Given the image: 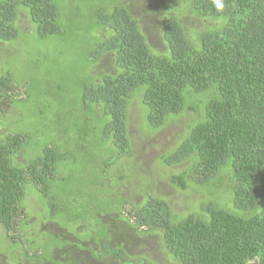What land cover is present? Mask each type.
I'll return each mask as SVG.
<instances>
[{"label":"trees","instance_id":"obj_1","mask_svg":"<svg viewBox=\"0 0 264 264\" xmlns=\"http://www.w3.org/2000/svg\"><path fill=\"white\" fill-rule=\"evenodd\" d=\"M59 1L0 0V53L7 59L33 27L36 49L66 37L56 49L60 58L85 46L82 68L54 83L72 87L52 98L76 104L59 120L61 133L70 127L34 158V134L7 127L25 107L27 84L0 75V241L9 244L12 262L156 264L121 247L146 234L156 237L167 264H264V0H172L184 6L177 15L161 0H112L109 7L63 0L64 13ZM42 52L41 64L53 62ZM134 100L140 134L184 124L175 147L153 166L134 151ZM35 104L42 116L45 103ZM1 105L12 114L4 117ZM72 134L77 145L62 149ZM160 173L176 190L192 189L182 211L156 193ZM110 230L124 243L117 246Z\"/></svg>","mask_w":264,"mask_h":264},{"label":"rangeland","instance_id":"obj_2","mask_svg":"<svg viewBox=\"0 0 264 264\" xmlns=\"http://www.w3.org/2000/svg\"><path fill=\"white\" fill-rule=\"evenodd\" d=\"M111 1L112 0H96V3L98 6L104 5L109 7ZM161 1L162 3H164V5H167V7L165 8L166 11H168L170 14L177 15L175 11L181 13V10H184L182 2L173 3L172 0ZM152 3L153 5L155 4L154 2ZM57 4L60 12L64 13L65 11H67L66 6H64L63 0H60ZM22 19L24 23H21ZM195 22L196 20H185V23L188 26L193 24L194 27V24H199V22ZM17 23L22 27L24 31H28L29 25L25 21V17L20 16V19L17 21ZM62 25L68 26V23L62 20ZM149 27L150 23L148 21L145 22L144 31L148 33ZM82 32L83 30L80 29L79 33ZM33 38H35L34 27L31 32L21 35V45L19 46V48L17 47V50H15V52L17 51L15 53V58L13 57L7 59L6 53H0V75L5 73H12L15 76L16 84L26 83V87H28L29 97L24 103L25 107H22V111L19 109L21 114L18 115V118L13 117L7 124V127L8 130L13 132H32L34 134V136L32 137L30 148L28 150V156L31 158H34L38 154H41L42 148L46 144H48L52 139L59 137L61 134L63 135L64 133H66L67 128L70 127L69 125L65 124V130L61 133L62 129H60L59 120H65L69 117V115L73 114L76 104H73L68 98L65 103H63L62 100L58 104L59 100L55 101L52 98L55 95H68V93L71 92L70 90H72V87L68 82L64 81L60 85V89L57 90L55 89L54 83H57V78L68 80L67 74L71 67H77L78 69H81V62H84L85 54V52L81 51L85 46L80 43L76 45L75 52L66 53L64 54L65 58H60L57 54L56 49L59 48V44H68V40H66V37L61 39L59 43L58 38H49L42 40L39 43V46H41L40 49H36L34 47L35 43L32 42ZM154 47L155 49H159V44L156 43ZM37 48L39 47L37 46ZM42 51H46L53 62L49 63L48 65L47 62L41 64L39 62V58L44 55ZM3 59L5 60V62ZM32 65H36V70L34 73L32 72ZM30 66L31 68L27 71ZM37 100L45 103V105L41 104L44 107V111L41 112L42 116L38 114L36 108L35 103L38 102ZM47 104L49 106H47ZM136 104L137 100L132 101L128 123L130 135L135 140L134 151L138 153V162H141V160H146L148 163V161H150L151 165L153 166L152 160L157 159L162 151L166 150L167 148V150H170L171 148L175 147L179 135L183 133L182 128L184 127V124L179 119L176 120L171 127L166 128V130L162 132L148 135H143L144 133L140 134L136 131V127L141 124V118L138 109L136 108ZM47 107L49 109H47ZM10 110H12V108L7 107V105H1V112L4 117H8L12 114ZM49 120H54V122L49 123ZM51 125L52 127L49 128V126ZM71 137L73 138V140H69V143H66V137L64 138L62 149H69V147L71 148L73 144L77 145L73 134ZM75 138L77 137L75 136ZM68 139L69 138H67V141ZM80 144L81 143H79L78 145ZM80 169L81 165L77 167L66 166L62 171V175L66 177L69 170ZM153 174L155 173L153 172ZM168 180V175L164 176L163 173L159 174V184L156 193L162 196L170 204V207L175 212L182 211L183 207H181L180 204H185L186 201L191 197V194L194 195V193L192 192L191 188L186 191L176 190V188L168 183ZM72 186H69L68 188H71ZM144 188H146L145 183H143V189ZM201 193H204V191L201 190ZM128 194L134 202H136L137 204L140 202L141 197L139 195L133 193L132 191ZM187 205L190 206L189 203ZM155 238L156 237L154 236L144 234L139 236L138 239L135 238L129 240V243L127 244V247H129L128 255L145 257L150 261L155 262L156 264H167L166 256L162 253L161 248ZM1 245L2 244L0 241V246ZM10 254L12 255L10 246L7 242H5L0 247V256L7 259L6 264H14L12 262Z\"/></svg>","mask_w":264,"mask_h":264},{"label":"flooded vegetation","instance_id":"obj_3","mask_svg":"<svg viewBox=\"0 0 264 264\" xmlns=\"http://www.w3.org/2000/svg\"><path fill=\"white\" fill-rule=\"evenodd\" d=\"M110 231H111L112 234L114 233V234H113V238L115 239V241H116V243H117V246L120 245L121 243H124V241H119V240L117 239V237H118L117 234H116V233H117V230H115V231H114V230H110ZM112 231H113V232H112ZM120 242H121V243H120ZM121 247H122V249H123L127 254H129V251H128V250H129V247H127L126 243L122 244ZM96 249H97V251H98V248H96ZM111 264H117V263L114 262V263H111Z\"/></svg>","mask_w":264,"mask_h":264},{"label":"clouds","instance_id":"obj_4","mask_svg":"<svg viewBox=\"0 0 264 264\" xmlns=\"http://www.w3.org/2000/svg\"><path fill=\"white\" fill-rule=\"evenodd\" d=\"M217 7H223V5L222 4H217Z\"/></svg>","mask_w":264,"mask_h":264}]
</instances>
